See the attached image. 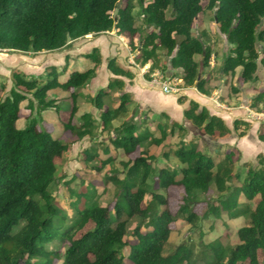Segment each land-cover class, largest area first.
Instances as JSON below:
<instances>
[{
	"label": "trees",
	"instance_id": "1",
	"mask_svg": "<svg viewBox=\"0 0 264 264\" xmlns=\"http://www.w3.org/2000/svg\"><path fill=\"white\" fill-rule=\"evenodd\" d=\"M137 7L145 25L142 29L137 25ZM205 7L214 10L219 31L232 45L222 63L223 73L235 76L241 68V80L258 81L259 62L264 65V0H0V49L59 51L89 34L116 29L133 48L136 37L140 36L138 63L152 62L151 71L167 70L165 74L172 72L169 65L173 70L182 69V74L175 72L172 77L182 78L186 87L195 86L200 92L210 94L201 68L210 65L213 46L207 41L206 31L193 34L194 24ZM163 49L171 58L160 67ZM198 54L202 57L200 61L196 60ZM83 56L90 61L89 66L82 71L75 69L65 79L61 76L68 64L62 70L50 65L45 75L37 77L14 70L13 86L4 97L0 87V264H56L61 259L63 264H125L127 258L133 264H264V153L258 156L257 167L247 163V175L240 185H234L242 174L235 171L233 151L216 161L194 141L182 140L175 150L163 153L166 158L171 154L177 157L182 163L179 169L157 168L154 165L157 156L148 153L145 147L147 142L158 146L166 140L169 133L164 126L158 125L162 129L160 137L147 127L142 130V122H124L120 129L113 127V121L128 112L129 104L134 102L128 92L120 95V104L115 109H104L108 94L124 88L125 80L121 77H134L115 57L108 60L107 67L116 77L110 79L107 87L100 88L92 101L101 110L102 130L117 131L112 143L130 157L122 163L125 167L122 177H107L117 187L116 199L111 203L104 205L92 193L71 190L76 193V202L81 204L84 200V203L83 207L77 205L76 216L67 225V216L51 191L56 180V161L74 142L91 136L97 126L90 113L81 116V123L74 122L79 111V89L96 76L103 62L97 47ZM54 89L73 90L71 115L64 123V134H71L73 140L63 141L40 127L36 115L42 118V111L59 108L57 99L49 98V92ZM185 99L180 97L179 101ZM253 99V107L264 104V91ZM25 101L29 102L31 111L27 126L20 128L18 121ZM161 114L170 118L166 113ZM184 116L211 138H224L232 133L221 117L212 115L194 100ZM176 126L187 130L174 122L170 134H174ZM250 127L249 121L234 122V130L241 136ZM259 139L264 142V132L259 134ZM100 148L108 154L107 158L101 157ZM83 157L88 164L97 163L93 165L97 171H103L115 161L108 146L100 147L97 142L83 150ZM152 177L165 190L174 185L183 186V203L175 213L168 205L167 196L150 190ZM213 190L218 204L209 203V199L207 211L200 216L194 207L201 195ZM148 193L151 198L146 201ZM240 194L248 203L239 201ZM223 211L231 219H246L237 231V244L226 246L214 240L206 244L201 255L186 242L166 251L175 222L196 225L201 218L220 215ZM133 220L138 223L132 232L134 241H129L127 230ZM89 223L91 228L84 229ZM57 240L69 243L63 255L48 247ZM127 246L128 256L123 251Z\"/></svg>",
	"mask_w": 264,
	"mask_h": 264
},
{
	"label": "rangeland",
	"instance_id": "2",
	"mask_svg": "<svg viewBox=\"0 0 264 264\" xmlns=\"http://www.w3.org/2000/svg\"><path fill=\"white\" fill-rule=\"evenodd\" d=\"M204 3L206 4V1ZM135 16L137 19V25L140 26L141 29L142 27L145 28L139 7L135 9ZM215 21L214 10L205 7L194 24L193 34L196 36L200 35L203 29H207V41H209V43H211L213 46V54L216 53L218 55H222L223 52H228L230 54L231 48L229 49V45H227L223 40L224 34L222 35L220 31L219 32L221 34L216 32V28L214 26ZM91 35V38L85 36L76 41L74 40V42L71 43V48L66 47L59 51L13 52L9 50H0V87L2 96H6L13 86L12 74L14 70H20L28 77H37L45 75L49 65H57L58 68L62 70L67 62L69 67L68 69H65L64 74L61 76L62 79H65L70 74V72L74 71L75 69L81 71L86 69L90 64V61L83 57V53L91 50V47L98 39H102L104 41L101 43L100 47L104 48V51L107 55L106 56L104 54L105 66L107 65L108 60L113 57V55H118V61H122V65L128 68L130 62H135V58L139 55L140 36L136 37V48H133V46L128 43L127 38L118 34L116 29L101 34ZM111 37H115L118 42H116V40L112 39ZM119 42L120 44L118 46H120V50H117L115 44ZM214 47L218 50H214ZM161 54L162 62H160V67L164 63H169L168 61L171 58L167 55L166 50L164 49L161 50ZM213 56L214 55H212L211 60L219 63L220 60ZM72 57H74V63L71 66ZM196 57L197 59H201L200 54L196 55ZM169 69L173 70L170 65L168 66V70ZM149 70L150 68H147L144 72L139 71L141 72V78L144 82L151 83L156 88H161L159 85L153 82V79L156 77H171L173 78L172 80L175 79L178 81L179 86H181V90L175 94L180 95V93L184 91V82L182 78L166 75L168 73L165 74L164 71L167 70ZM173 71H178L179 74H182V69H175ZM106 73H109V71L107 70V72H104L102 70L98 75L100 78L95 81H91L90 79V82L88 81L83 87L79 89L80 96L77 98L79 111L74 118V122L77 124L81 123V116L84 113L92 114V117L97 123L93 134L91 136L85 137L79 142H74V144L71 146V149L64 153L63 157L57 159L56 161V180L51 186V191L55 196L57 203L67 216V225H70L76 216L77 205L83 207L84 200H82L81 204H78V202H76V193H92L93 198L95 200H100L104 205H107L116 199L115 194L117 187L113 182H109L107 177L111 175H118L122 177L124 175L125 169L122 163L127 161V159L130 157L127 156L123 150L116 149L114 147L112 138L117 135V131L115 132L113 130L112 132H108L107 130H102L99 123L101 110L97 109L92 101V98L96 95L98 90L101 87H105L107 85L109 78L107 79ZM218 73L219 71L215 72V74ZM258 77L259 79L256 82H243L242 84L241 79H236L235 76H233L231 81L227 80L220 83V85L224 86L222 87L223 95L225 96L224 99H231L233 96H236V104H241L244 102L246 105H249L250 109H248V121L251 123V127L245 136L239 135V131L234 130V125L232 128L230 127L232 129V133L230 135H228L226 138L217 137L215 138L216 140L202 133L194 124L192 125L196 127V129L193 128V131H189V129L182 131L178 126H176L174 134H170V130L173 127L174 122H176V124L179 123L182 126L183 124L173 120L171 117L168 118L162 116V114L159 112L161 110L160 105H155V109L158 110L156 112L154 109L149 107H145L143 110H140L135 101L134 103L129 104L128 112L115 119L112 125L113 127L120 129L123 127L122 124L124 122L134 121L138 124L142 122L143 126L141 129L143 130L147 127L150 132L155 134L156 137L162 136V129L158 125L160 124V126H164L166 131L169 133L166 140L158 146H151L150 143L147 142L148 145L145 147L148 150V153H152L153 155L157 156V159L154 162V165L157 168L169 166L170 168L179 169L182 166V163H180L179 159L173 154L170 153L171 156L169 158H166L163 154L166 151L169 152L170 150H175L182 140H185L186 142H196L199 149L206 153L212 154L216 161H221L225 154L233 151L235 171H239L242 174V178L237 180L234 185H240L244 177L247 175V163L253 164L255 167H257L258 156L261 153H264V142L259 139V134L264 132V104H260L258 108L252 106L254 102V96L259 92L264 91V65H262L260 62ZM124 78H126L127 84L131 83L127 77ZM217 85L219 86V84ZM3 86L5 87L3 88ZM125 91H127V87H124L123 89L112 90L105 99L106 102L104 109H115L117 106H119L120 95ZM72 92L73 90L64 91L62 89H54L50 91L49 98L57 99L59 108L56 109V107H51L45 111H42V118L37 114V112V115L35 114L40 120L41 128L49 130L54 136H60L63 141H66L67 139L73 140L74 138L71 134H64V123L69 120L73 107V98L71 97ZM238 93L240 94L237 96L236 94ZM29 97H31V95ZM177 97L179 99L180 97L184 96L181 94V96ZM28 103V101H25L22 104V116L18 121V126L20 128L26 127L28 123L27 116L31 111L28 108ZM147 141H150V139ZM95 142H97L100 147L107 145L110 150V154L115 157V161L109 164L103 171L95 170L93 165L97 163L88 164L85 162L83 157V150L87 147H90ZM100 155L103 159L108 157V154H106L102 148H100ZM135 155L132 157H135ZM149 184L150 190H157L167 196L168 205L171 211L175 213L183 203V198L185 196L183 186L174 185L168 190H165L159 186L156 177H152L149 181ZM71 190L72 192L75 191L76 193L73 194ZM216 196L217 193L214 192V190L209 194L203 196L201 195L199 198L200 202L194 207L196 212L201 216L207 211V205L209 203H212L213 201L218 204V201H216ZM150 198L151 195L148 193L146 201ZM239 201L241 203H248L245 196L242 194L239 196ZM252 204L255 205V201H252ZM143 206H145L144 203ZM111 211H113L112 205ZM245 222L246 219L243 217L231 219L226 211H223L220 213V215L211 214L208 218H201V220L196 225L187 224L186 222L179 220L173 225V231L169 241L170 243H168L166 251H172L177 245L184 242L191 244L194 247L195 252L198 251L199 255L204 253L202 250L206 244L214 240H220L226 246L235 245L239 242L237 231L240 227L245 225ZM137 223L138 221L133 220L128 225L126 238L129 241H134L132 232ZM91 226L92 223H89L84 229L91 228ZM83 231L84 230L78 232L77 235H80ZM68 244L69 243L67 242L57 240L48 244V247L50 249L60 251V253L63 255L64 251L68 247ZM123 251L125 255L128 256L130 247H125ZM259 258L262 260L261 252H259ZM56 264H63V259L57 261ZM125 264L133 263L127 258L125 259Z\"/></svg>",
	"mask_w": 264,
	"mask_h": 264
},
{
	"label": "crops",
	"instance_id": "3",
	"mask_svg": "<svg viewBox=\"0 0 264 264\" xmlns=\"http://www.w3.org/2000/svg\"><path fill=\"white\" fill-rule=\"evenodd\" d=\"M214 24H215L214 26L216 28V32L220 33L219 29H218L217 21H215ZM202 31L207 32L208 30L203 29ZM90 36H92V35L89 34L86 37L91 38ZM111 38L116 40L115 37H111ZM223 40L226 42L227 45H229V49H230L232 47V45L227 42L225 35H223ZM72 42H74V41H72ZM102 42H104L102 39H98L96 41V43L93 44V46L91 47L92 48L91 50H93L95 47L99 48L101 51V54L103 56L102 65L99 68L96 76L93 77L91 79V81L92 80L95 81L98 78H100V76L98 77L100 71L103 70L104 72H107V70H108L110 73V74L106 73L107 79L109 78L108 82H107V85H108L110 79L113 77H116V76L108 69V67H106L107 65L105 66L104 57H105L106 53L104 51V48L100 47ZM110 42H112V41H110ZM113 42H114V40H113ZM116 42H118V41L116 40ZM128 43H130L129 40H128ZM119 44H120V42L115 44L117 47V50H120V46H118ZM67 48H71V46H68ZM91 50L86 51L85 53H83V55L91 52ZM214 50L217 51L218 49H216L214 47ZM1 51H3V50H1ZM228 54H229L228 52H223L222 55H218L216 53L213 54L214 55L213 57L220 60L219 63L210 60L209 66H207L205 68H201V75H203V77L207 80L206 87H207V89L211 90L210 94H205V93L200 92L197 89V87H195V86H193V87H185L184 86V91L182 93H180V95H176L175 93L166 94V93H164V91H162L161 88H159V87L156 88L151 83L144 82L141 78L142 75H141V72H139V71L144 72L147 68H150L149 71H151L152 62H148L146 64H141V63H138L136 61V58H135V62L131 61L128 68H126L122 65V63H121L122 61L119 60L118 62L125 69H130L134 74L133 78H128L130 80L129 82H131L129 84H127L126 78H124V77H121V78L125 80V86L124 87H127V91H125V92H128L132 95L133 101H135L137 103L140 110H143L145 107H149V108L154 109V111L156 112L158 110L155 109V105H160V107H161L160 108L161 110L159 111L160 113H166L173 120H176V121L182 123L183 126H185V128L187 130L189 129V131H193L192 129L193 128L196 129V127H194L192 125L193 123L191 121L187 120L184 116V111L189 106V103L191 100L196 101L200 105L201 108L206 107L212 115H216V116L221 117L227 123V125L231 128L234 125L235 120H237V119H242V120L248 121V115H249L248 109H250L249 105H246L244 102H242L241 104H236V99H235V98H237L236 96L235 97L233 96L231 99H229V98L224 99L225 96L223 95V91H222V87H224V86L220 85V83L222 81H227V80L231 81L233 78V76L226 75L222 71L223 60L226 58V56ZM117 56L118 55H113V57H115V58H117ZM73 58L74 57L71 58V66L74 63ZM118 59L119 58H117V60ZM75 60H77V59H75ZM196 60L200 61L201 59H197V57H196ZM66 64H67V62H66ZM215 70L219 71V73L215 74V72H216ZM240 72H241V68H238L236 70V74H235L236 79H240V77H239ZM173 73H175V72L172 70V72H168L167 75L172 76ZM241 81L243 84L244 81L243 80H241ZM217 84H219V86ZM107 85L105 87H107ZM101 88H103V87H101ZM181 94H183V96H185V98H186L184 102L179 101V99L177 97V96H181ZM239 94L240 93H238L236 95L238 96ZM246 107H247V109H246ZM224 138H226V137H224Z\"/></svg>",
	"mask_w": 264,
	"mask_h": 264
},
{
	"label": "built area",
	"instance_id": "4",
	"mask_svg": "<svg viewBox=\"0 0 264 264\" xmlns=\"http://www.w3.org/2000/svg\"><path fill=\"white\" fill-rule=\"evenodd\" d=\"M172 79L173 78L171 77H166V78L156 77L153 79V82L159 85L164 91V93L172 94V93L179 92L181 90V86H179V82L176 81L175 79L174 80Z\"/></svg>",
	"mask_w": 264,
	"mask_h": 264
},
{
	"label": "water",
	"instance_id": "5",
	"mask_svg": "<svg viewBox=\"0 0 264 264\" xmlns=\"http://www.w3.org/2000/svg\"><path fill=\"white\" fill-rule=\"evenodd\" d=\"M116 11H118V9Z\"/></svg>",
	"mask_w": 264,
	"mask_h": 264
}]
</instances>
